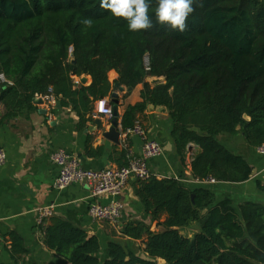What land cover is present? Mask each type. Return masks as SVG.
Instances as JSON below:
<instances>
[{"label": "trees", "instance_id": "obj_1", "mask_svg": "<svg viewBox=\"0 0 264 264\" xmlns=\"http://www.w3.org/2000/svg\"><path fill=\"white\" fill-rule=\"evenodd\" d=\"M193 8L182 32L159 24L151 10L153 26L130 31L101 0H0V125L35 110V98L50 89L84 128L93 102L110 95L114 70L115 83L142 84L140 100L121 115L123 130L140 122L148 105L164 106L179 161L190 143L197 146L194 179L248 180L252 166L217 135L240 131L248 145H264V0H195ZM84 18L92 19L90 27ZM83 75L90 83L76 84ZM120 156L119 166L127 164L125 149ZM256 186L264 191L260 181ZM133 189L161 229L129 219L121 234L141 240L147 256L110 240L102 264H264V203L246 201L235 210L207 187L154 174L135 179ZM193 224L191 236L182 233ZM39 229L44 245L69 264H100L98 238L83 228L51 215ZM8 241L12 264H39L25 259L17 233Z\"/></svg>", "mask_w": 264, "mask_h": 264}, {"label": "crops", "instance_id": "obj_2", "mask_svg": "<svg viewBox=\"0 0 264 264\" xmlns=\"http://www.w3.org/2000/svg\"><path fill=\"white\" fill-rule=\"evenodd\" d=\"M116 78L117 73L110 70L108 79L112 85L111 93L115 92L118 96L119 144L101 135L103 130L108 129L111 117L95 112L98 100L93 102L92 111L87 114L88 120L84 128L77 127V114L69 106L63 107L59 104V107H56L55 104L54 109L49 111L41 96L34 100L35 110L29 113L24 112L0 125V146L6 152V160L0 165V264L13 262L8 250V234L11 231L22 238L28 250L24 256L26 260L39 264H69L42 242V232L36 221V210L47 205L53 206V216L67 219L83 228L89 235H95L98 238L100 247L97 257L100 264L106 257V245L110 240L120 243L140 256H147L143 252L141 240L124 237L121 234L123 223L129 219H138L150 225L151 230L161 229V226L156 221H152L151 217L143 211L134 193V178L128 181L118 196L105 193L92 196L89 185L80 182H73L62 189L54 185L58 167L50 160V155L55 150L62 149L76 156L84 169L119 167V163L122 162L120 153L124 149L127 157L141 156L143 139L136 135L123 138L120 118L128 104H134L140 100L142 84L127 89L125 86L116 85L117 83L114 82ZM74 79L78 81V85L79 83L88 85L91 81L87 75ZM153 79L155 78L149 77L148 81L152 82ZM111 93L102 98L108 104ZM39 98L41 101L37 102ZM157 107L159 106H153V109L149 110L147 106V109L139 116L146 137L156 140L163 148L160 156L147 160L152 174L158 178L164 176L178 178L181 183L189 187H207L214 193L216 201L224 198L231 199V206L235 210H238V206L246 201L264 203V191L256 186L257 181L264 184V154L248 145L240 131L236 134L221 132L217 135V139L232 153L242 155L252 166L254 174H251L248 180L239 183L198 181L191 176L190 170L192 151L197 146L193 144L182 164L175 154L170 136L172 120L167 110L165 113L158 112L155 109ZM1 110L0 105V112ZM97 118L101 120V126L94 123ZM88 127L93 129L89 130ZM112 199H120L123 204L121 216L117 222L97 221L89 216L90 204L94 202L107 204ZM164 217L165 215L162 216L161 221ZM194 228H196L195 231L198 230L197 225ZM191 234L189 232L187 235L191 236Z\"/></svg>", "mask_w": 264, "mask_h": 264}, {"label": "built area", "instance_id": "obj_3", "mask_svg": "<svg viewBox=\"0 0 264 264\" xmlns=\"http://www.w3.org/2000/svg\"><path fill=\"white\" fill-rule=\"evenodd\" d=\"M77 84V80L74 79ZM41 96L47 110L52 111L56 100L50 93ZM95 112L106 117H111V106L104 99L96 102ZM51 114L49 117L51 118ZM123 138L129 135H136L143 139L141 156H128V162L119 167L102 168V169H84L81 167L79 160L62 149L52 152L50 160L58 167V174L55 178V187L62 189L73 182H80L89 185L92 196L102 193L118 196L122 193L126 184L131 178L145 179L152 173L148 167L147 160L158 157L162 154L163 148L159 142L154 139L147 138L145 129L140 122H135L132 127L123 130ZM261 154H264V145L256 148ZM6 160L5 149L0 146V165ZM206 183H212L215 180L207 178ZM122 201L120 199H112L107 204L92 203L88 207V214L93 220L109 221L115 223L119 220L122 211ZM53 206L47 205L39 207L36 210V221L39 224L43 218H47L53 213Z\"/></svg>", "mask_w": 264, "mask_h": 264}, {"label": "clouds", "instance_id": "obj_4", "mask_svg": "<svg viewBox=\"0 0 264 264\" xmlns=\"http://www.w3.org/2000/svg\"><path fill=\"white\" fill-rule=\"evenodd\" d=\"M194 3L195 0H101V7L110 10L116 17L124 18L130 31L151 28V10L159 24L182 32L187 18L194 11ZM81 23L90 27L93 21L84 18Z\"/></svg>", "mask_w": 264, "mask_h": 264}, {"label": "water", "instance_id": "obj_5", "mask_svg": "<svg viewBox=\"0 0 264 264\" xmlns=\"http://www.w3.org/2000/svg\"><path fill=\"white\" fill-rule=\"evenodd\" d=\"M157 80H159V78H155L152 80V82H156ZM118 85V83L116 84ZM127 89H130V87H127ZM40 99V98H39ZM41 101L38 100L37 102ZM110 106H111V119H110V125L108 127L107 130H103L101 135L103 138L108 139L116 144H119L120 142V130H119V113H118V96L115 92L111 93V100H110ZM56 107H59V103H56ZM148 109L152 110L153 109V105H148ZM158 112H166V108L164 106H159L157 108H155ZM244 118L248 119L247 115H244ZM94 123L97 126H101V120L99 118H97L96 120H94ZM238 129H240V126H237ZM89 130L93 129L91 127H88ZM193 147V144L190 143L188 145V150L191 151ZM251 174H254V171H252Z\"/></svg>", "mask_w": 264, "mask_h": 264}, {"label": "rangeland", "instance_id": "obj_6", "mask_svg": "<svg viewBox=\"0 0 264 264\" xmlns=\"http://www.w3.org/2000/svg\"><path fill=\"white\" fill-rule=\"evenodd\" d=\"M194 226L195 225H193L192 227H190V226H188V227H186V228H188V229H183V233H185V234H188L189 232L190 233H194V231L196 230V228H194ZM190 227V228H189Z\"/></svg>", "mask_w": 264, "mask_h": 264}]
</instances>
